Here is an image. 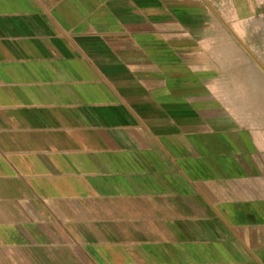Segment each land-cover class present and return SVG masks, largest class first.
<instances>
[{"label":"crops","instance_id":"obj_1","mask_svg":"<svg viewBox=\"0 0 264 264\" xmlns=\"http://www.w3.org/2000/svg\"><path fill=\"white\" fill-rule=\"evenodd\" d=\"M0 264H264V0H0Z\"/></svg>","mask_w":264,"mask_h":264},{"label":"rangeland","instance_id":"obj_2","mask_svg":"<svg viewBox=\"0 0 264 264\" xmlns=\"http://www.w3.org/2000/svg\"><path fill=\"white\" fill-rule=\"evenodd\" d=\"M216 16H217V15H214V21H215L214 23H215V24H216V23L219 24V23H220V22H219V19H218V21L216 22ZM209 32H210V31H209Z\"/></svg>","mask_w":264,"mask_h":264}]
</instances>
